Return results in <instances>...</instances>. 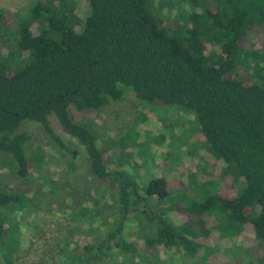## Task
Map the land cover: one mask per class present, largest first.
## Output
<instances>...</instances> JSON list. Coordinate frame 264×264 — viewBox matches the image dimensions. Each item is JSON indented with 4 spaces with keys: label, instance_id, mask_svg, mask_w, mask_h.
<instances>
[{
    "label": "trees",
    "instance_id": "1",
    "mask_svg": "<svg viewBox=\"0 0 264 264\" xmlns=\"http://www.w3.org/2000/svg\"><path fill=\"white\" fill-rule=\"evenodd\" d=\"M80 1L35 0L26 17L0 11V156L29 178V135L19 128L37 123L67 150L54 117L83 147L94 192L107 185L102 197L111 196L102 206L90 191L76 199L81 215L103 221L110 209L114 219L84 246L70 247V239L67 264H99L112 250L134 255L141 247L207 260L212 229L248 232L264 264V0ZM129 94L194 116L202 155L222 163L218 182L200 184L191 173L182 187L164 175L141 183L111 153L114 141L108 147L71 114L102 111ZM22 193L0 185V261L22 251L17 224L4 215L23 206ZM151 201L170 203L182 222L153 212ZM128 228L141 232L140 247L125 238Z\"/></svg>",
    "mask_w": 264,
    "mask_h": 264
},
{
    "label": "rangeland",
    "instance_id": "2",
    "mask_svg": "<svg viewBox=\"0 0 264 264\" xmlns=\"http://www.w3.org/2000/svg\"><path fill=\"white\" fill-rule=\"evenodd\" d=\"M34 1L0 0V11L26 17ZM79 3L81 5L80 0ZM71 114L76 120L95 127L100 141L107 143L108 147V140L114 141L111 153L141 183H148L156 175H164L170 183L182 187L191 173L197 175L196 180L200 184L208 179L218 182L214 173L220 170L222 163L202 155V137L197 120L177 105L144 102L129 94L126 100L111 103L102 111H73ZM50 122L67 150L59 149L37 123L24 121L19 128L29 135L25 147L33 166V174L29 178H18L12 158L8 154L0 156V185L12 191H22L26 197L23 206H12L4 213L18 226L14 234L18 236L22 251L17 259L0 261V264L70 263L73 255L67 244L70 239V247L84 246L102 232L101 223L108 227L112 225L114 217L110 209L103 211V221L95 219L91 213L84 216L79 213L76 199L85 200L83 194L87 191L99 198L100 206L104 201H111V196L108 193L105 199L102 197L107 185L94 192L99 186L88 170L83 147L63 131L54 117ZM155 202H150L153 212L164 211L165 217H170L173 223L182 222V217L169 211L170 203ZM83 205L91 207L88 201ZM207 221L210 225L214 223L212 218ZM216 221H219L218 217ZM225 236L212 229L207 246L213 254L207 260L186 257L178 250L141 247L134 255L112 250L99 264H260L261 252L250 246L248 232L235 231L231 235L230 231ZM141 237L140 231L131 228L126 231L125 238L136 242L139 247L143 244Z\"/></svg>",
    "mask_w": 264,
    "mask_h": 264
}]
</instances>
